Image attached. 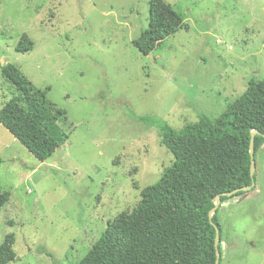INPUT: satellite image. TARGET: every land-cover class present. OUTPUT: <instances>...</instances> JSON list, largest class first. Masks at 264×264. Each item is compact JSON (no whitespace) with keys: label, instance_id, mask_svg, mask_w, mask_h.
Instances as JSON below:
<instances>
[{"label":"rangeland","instance_id":"1","mask_svg":"<svg viewBox=\"0 0 264 264\" xmlns=\"http://www.w3.org/2000/svg\"><path fill=\"white\" fill-rule=\"evenodd\" d=\"M184 27L152 54L134 46L149 0H0V108L18 96L1 75L17 66L58 115L67 142L37 161L0 125V244L10 264H77L130 213L172 156L152 116L175 130L216 118L251 79L264 80V0H162ZM26 36L33 48L18 53ZM58 110L65 114L59 115ZM255 188L217 210L221 264H264V145Z\"/></svg>","mask_w":264,"mask_h":264},{"label":"trees","instance_id":"2","mask_svg":"<svg viewBox=\"0 0 264 264\" xmlns=\"http://www.w3.org/2000/svg\"><path fill=\"white\" fill-rule=\"evenodd\" d=\"M183 27L181 17L170 6L162 0H149L148 25L134 46L148 56ZM32 48L24 35L15 51L27 53ZM1 75L18 96L0 108V125L37 161L45 162L68 140L47 100L48 90L35 88L13 64L2 66ZM58 114L65 113L58 110ZM133 120L156 131L173 162L155 184L141 191L134 210L109 225L77 264H214L216 229L217 250L222 253L217 210L208 218L215 197L256 184L255 171L250 177L249 144L252 132L264 135V80H249L245 92L226 104L216 118L199 115L197 122L179 130L152 116ZM263 145L264 138L256 134L255 161ZM254 188L221 196V205ZM7 201L0 190V209ZM12 244L11 239L0 244V264L14 262Z\"/></svg>","mask_w":264,"mask_h":264},{"label":"water","instance_id":"3","mask_svg":"<svg viewBox=\"0 0 264 264\" xmlns=\"http://www.w3.org/2000/svg\"><path fill=\"white\" fill-rule=\"evenodd\" d=\"M256 134L259 135V136H262L264 138V135L261 134V133L252 132L251 135H250L249 155H250V159H251V163H250V177L251 178H253L254 171H255V160H254L253 144H254V136ZM254 187H255V184H254V182H252L250 187L242 188V189H239V190H237L235 192H232V193H223L221 196L222 197H231L232 195H234L237 192L250 191ZM221 196L219 195V196L215 197V206L208 213L209 220H211V217L213 216L214 212L216 210H218V208L220 207V205H221L220 197ZM218 242H219V234H218V230L216 229L215 230V239H214V247H215L216 257H215L214 264H219V260H220V257H221L220 252L217 250Z\"/></svg>","mask_w":264,"mask_h":264}]
</instances>
